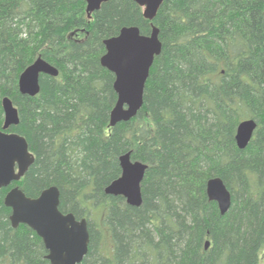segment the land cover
Listing matches in <instances>:
<instances>
[{"label": "trees", "instance_id": "1", "mask_svg": "<svg viewBox=\"0 0 264 264\" xmlns=\"http://www.w3.org/2000/svg\"><path fill=\"white\" fill-rule=\"evenodd\" d=\"M152 25L162 50L143 108L111 128L103 41L129 27L148 36ZM38 57L59 74L23 96L19 75ZM6 97L19 118L8 132L35 161L0 190V264H48L36 233L11 226L4 198L15 186L30 198L56 187L60 212L86 219L81 264H264V0H165L151 22L130 0L90 17L84 0H0V129ZM245 120L257 128L240 150ZM126 153L148 166L140 207L104 194ZM213 178L231 195L224 215L206 196Z\"/></svg>", "mask_w": 264, "mask_h": 264}, {"label": "water", "instance_id": "2", "mask_svg": "<svg viewBox=\"0 0 264 264\" xmlns=\"http://www.w3.org/2000/svg\"><path fill=\"white\" fill-rule=\"evenodd\" d=\"M109 0H84L85 11L90 17L93 12ZM136 3L148 21H153L165 0H130ZM105 53L100 64L110 72L115 80L113 90L117 97L110 112L109 127L128 123L142 110L144 90L155 57L159 56L162 45L159 31L152 25L150 35L143 36L137 27L122 28L118 36L104 40ZM58 70L38 57L28 66L18 79V90L23 96L35 97L40 91V76L57 77ZM4 114L0 129V190L7 189L20 180L34 164L26 140L12 132L10 127L19 124L18 111L9 98L2 100ZM257 128L253 120L239 123L235 141L238 149L244 150ZM121 176L105 188V194L122 197L131 207L142 205L141 185L147 165L131 160V153L119 157ZM206 196L215 202L220 215L228 212L231 195L219 178L210 179L206 184ZM4 205L11 210V226H27L41 239L47 252L48 264H81L88 253L90 242L86 219L77 220L72 214L59 210L60 193L56 187L41 192L37 198L27 197L15 186L4 198ZM209 247L206 243L205 249Z\"/></svg>", "mask_w": 264, "mask_h": 264}, {"label": "bare ground", "instance_id": "3", "mask_svg": "<svg viewBox=\"0 0 264 264\" xmlns=\"http://www.w3.org/2000/svg\"><path fill=\"white\" fill-rule=\"evenodd\" d=\"M86 6V5H85ZM257 124V123H256ZM108 187V186H107ZM105 190V189H104ZM104 194H105V192H104ZM105 195H107V194H105ZM107 196H109V195H107ZM125 200V199H124ZM125 203H126V201H125ZM127 205V204H126ZM129 206V205H128ZM131 207V206H130Z\"/></svg>", "mask_w": 264, "mask_h": 264}, {"label": "rangeland", "instance_id": "4", "mask_svg": "<svg viewBox=\"0 0 264 264\" xmlns=\"http://www.w3.org/2000/svg\"><path fill=\"white\" fill-rule=\"evenodd\" d=\"M263 253H264V250H263Z\"/></svg>", "mask_w": 264, "mask_h": 264}]
</instances>
